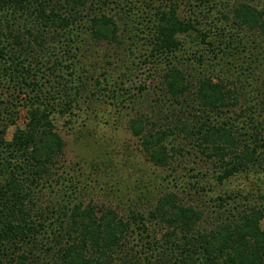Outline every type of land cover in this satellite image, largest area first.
Wrapping results in <instances>:
<instances>
[{"label": "trees", "instance_id": "obj_1", "mask_svg": "<svg viewBox=\"0 0 264 264\" xmlns=\"http://www.w3.org/2000/svg\"><path fill=\"white\" fill-rule=\"evenodd\" d=\"M88 1L0 0V264H264V204L251 205L264 203V0H90V38L114 48L126 35L139 41L159 73V104L179 111L165 117L166 130L130 120L147 160L167 167L189 156L214 167L185 182L188 198L238 177L253 185L209 197L212 211L168 192L146 212L85 205L59 173L55 123L73 128L87 79L53 88L39 54L43 36L73 30ZM126 20L132 37L119 25ZM191 62L197 70L187 74Z\"/></svg>", "mask_w": 264, "mask_h": 264}, {"label": "rangeland", "instance_id": "obj_2", "mask_svg": "<svg viewBox=\"0 0 264 264\" xmlns=\"http://www.w3.org/2000/svg\"><path fill=\"white\" fill-rule=\"evenodd\" d=\"M235 1L241 0H230V3ZM257 1L253 0V3ZM90 4L85 7L88 11L76 18L73 30L45 34L43 50L39 54V58L43 57L47 73H55L48 79L53 88L57 82L61 84L67 80L71 84L75 74H86L87 92L77 96L74 99L77 103L72 104L77 117L73 128L70 129V125L63 120L55 123V130L64 142L62 170L59 173L63 177H70L71 189L76 193L77 200L85 205L92 204L97 208H111L119 212L133 209L146 212L160 196L176 192L184 201L190 200L197 205L206 202L209 211H212L211 206L214 204L209 202V197L223 196L225 190L238 193L245 187H252L245 177H238L226 188L211 185V193L188 198L185 182L190 181L198 171L213 176L214 167L198 164L197 158L189 156L175 159L167 167L154 166L147 160L139 139L129 129L130 120L138 115L145 116L146 120L152 118L156 123L154 130H166L168 124L165 117L170 112L179 111L164 103L159 104V73L149 69L152 64L145 62L144 57L139 55L145 50L140 47L142 52H139L140 42L133 45L132 22L119 21L121 29L128 30L126 34L130 33L132 37L128 39L126 35L122 48H114L104 41L98 43L90 38L88 19L98 11L95 3ZM136 6L140 11L146 9L141 4ZM110 9L108 7L107 11ZM190 14L193 15L189 17ZM193 16L190 9L184 14V18L189 20ZM183 67L186 73L197 70L193 62ZM113 89L119 90L121 94H117V99L111 93ZM23 116L17 126H22ZM14 128L8 129V138ZM181 176L185 178L181 179ZM179 183L180 186L176 187ZM46 197L49 196L45 194ZM252 204L261 208L264 203L252 201ZM262 225L264 227V219Z\"/></svg>", "mask_w": 264, "mask_h": 264}]
</instances>
